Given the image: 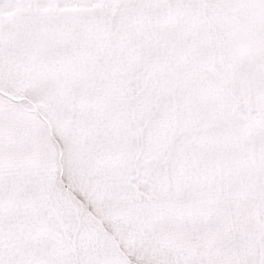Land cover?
I'll list each match as a JSON object with an SVG mask.
<instances>
[{
  "label": "snow or ice",
  "instance_id": "6c2138e0",
  "mask_svg": "<svg viewBox=\"0 0 264 264\" xmlns=\"http://www.w3.org/2000/svg\"><path fill=\"white\" fill-rule=\"evenodd\" d=\"M0 264H264V0H0Z\"/></svg>",
  "mask_w": 264,
  "mask_h": 264
}]
</instances>
